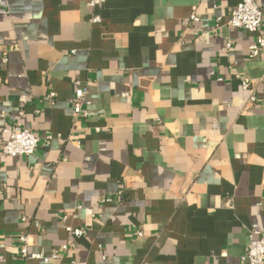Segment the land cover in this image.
<instances>
[{
  "label": "crops",
  "instance_id": "crops-1",
  "mask_svg": "<svg viewBox=\"0 0 264 264\" xmlns=\"http://www.w3.org/2000/svg\"><path fill=\"white\" fill-rule=\"evenodd\" d=\"M238 2L0 0V141L49 137L0 153V264H243L264 232V48L227 24ZM19 235L58 257L25 263Z\"/></svg>",
  "mask_w": 264,
  "mask_h": 264
},
{
  "label": "built area",
  "instance_id": "built-area-1",
  "mask_svg": "<svg viewBox=\"0 0 264 264\" xmlns=\"http://www.w3.org/2000/svg\"><path fill=\"white\" fill-rule=\"evenodd\" d=\"M105 0H88V5L91 7L100 6ZM192 20L196 19V16L192 14ZM93 21L98 20V16L92 18ZM262 22L263 13L261 8L256 4L254 0H239V2L229 12V18L227 24L232 27L241 28L248 32L254 33L256 36V46L252 51V56H256L264 48V36L262 34ZM229 46V44H228ZM243 89L249 88V80L247 78H241L240 82ZM48 98L51 100L54 98V93L51 91L48 94ZM254 97H250V101H253ZM89 101L86 96V89L81 86L80 82H75L74 94L71 99L72 110L75 115L85 114L83 106L88 104ZM5 137L0 141V153L6 156H28L35 152L39 143L43 140L47 141L49 137H41L31 128L16 124L12 127H8L4 130ZM69 235L79 238L83 236L85 230L77 227H66ZM17 240L20 243L19 257L27 263L31 259H42L44 263H48L50 260L58 257V252H53L48 256H41L37 253H29L27 249V236L19 235ZM60 249L62 251L68 249L67 244H62ZM264 261V232H261L258 236L254 237L249 235L246 249L241 256V262L243 264H261ZM74 264V263H72Z\"/></svg>",
  "mask_w": 264,
  "mask_h": 264
}]
</instances>
